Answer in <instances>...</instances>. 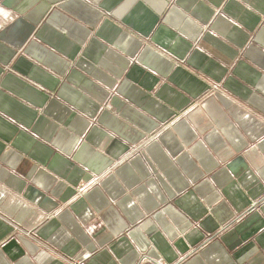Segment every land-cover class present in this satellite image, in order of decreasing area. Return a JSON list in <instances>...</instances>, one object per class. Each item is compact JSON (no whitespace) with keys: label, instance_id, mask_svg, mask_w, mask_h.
Masks as SVG:
<instances>
[{"label":"crops","instance_id":"obj_1","mask_svg":"<svg viewBox=\"0 0 264 264\" xmlns=\"http://www.w3.org/2000/svg\"><path fill=\"white\" fill-rule=\"evenodd\" d=\"M0 264H264V0H0Z\"/></svg>","mask_w":264,"mask_h":264}]
</instances>
